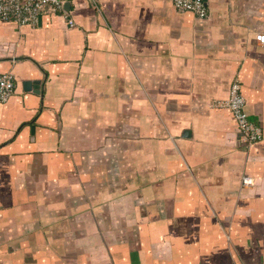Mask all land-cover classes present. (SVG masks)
Wrapping results in <instances>:
<instances>
[{
    "label": "crops",
    "instance_id": "1",
    "mask_svg": "<svg viewBox=\"0 0 264 264\" xmlns=\"http://www.w3.org/2000/svg\"><path fill=\"white\" fill-rule=\"evenodd\" d=\"M207 4L0 20V264H264V138L219 105L239 79L264 132V0Z\"/></svg>",
    "mask_w": 264,
    "mask_h": 264
},
{
    "label": "built area",
    "instance_id": "2",
    "mask_svg": "<svg viewBox=\"0 0 264 264\" xmlns=\"http://www.w3.org/2000/svg\"><path fill=\"white\" fill-rule=\"evenodd\" d=\"M70 0H0V20L13 22L19 26L37 25L44 14H53L62 11ZM208 0H173L175 9L182 13H193L198 17L208 16ZM74 23L71 21V25ZM264 44V34L257 36ZM16 78L13 73H0V103H6L14 94ZM220 106L230 110L236 122L240 141L247 147L260 142L264 138L263 128L254 123L246 109L247 100L241 90L239 79L234 80L230 96L220 102ZM244 183L251 184L248 178Z\"/></svg>",
    "mask_w": 264,
    "mask_h": 264
},
{
    "label": "water",
    "instance_id": "3",
    "mask_svg": "<svg viewBox=\"0 0 264 264\" xmlns=\"http://www.w3.org/2000/svg\"><path fill=\"white\" fill-rule=\"evenodd\" d=\"M208 5V4H207Z\"/></svg>",
    "mask_w": 264,
    "mask_h": 264
}]
</instances>
